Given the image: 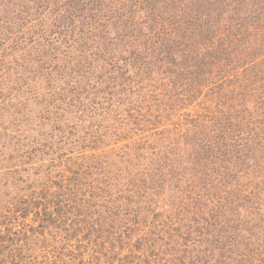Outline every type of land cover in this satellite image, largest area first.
<instances>
[{
    "label": "rangeland",
    "instance_id": "1",
    "mask_svg": "<svg viewBox=\"0 0 264 264\" xmlns=\"http://www.w3.org/2000/svg\"><path fill=\"white\" fill-rule=\"evenodd\" d=\"M129 2L118 1L117 14H127L121 21L110 15L96 30L101 45L93 44L97 55L84 87L95 105L64 81L77 75L75 56L45 63L42 47L29 42L41 35L56 40L51 21L30 11L26 36L17 34L20 47L3 68L17 104L7 103L5 90L0 113L10 107V116L0 118V131L15 136L9 146L18 164L29 163L20 154L28 155L31 142L32 150L43 148L30 154V163L42 167L39 174L33 167L0 172V264H264V0H233L232 7L197 0L187 40L166 20L157 22L146 1L131 12ZM249 21L253 29L240 32L237 26ZM194 39L204 48L223 40L221 58L234 51L238 58L225 62L221 75L209 69L188 97L179 94L191 82L179 80L199 70L189 60L212 53ZM103 41H110L106 49ZM50 88L84 111L75 118L79 112L68 106L74 113L66 116L72 125L63 139L41 119L60 102V95L50 100ZM138 144L154 152L133 176L126 174V154L135 162ZM74 160L93 169L73 175ZM51 173L57 181H47Z\"/></svg>",
    "mask_w": 264,
    "mask_h": 264
},
{
    "label": "trees",
    "instance_id": "2",
    "mask_svg": "<svg viewBox=\"0 0 264 264\" xmlns=\"http://www.w3.org/2000/svg\"><path fill=\"white\" fill-rule=\"evenodd\" d=\"M118 1L119 0H0V63L2 62V64H0V98H1V101H4L5 98L7 97L6 95H3V93H5V90H7L10 92V96H11V98L7 101V103L14 102L15 104H17V102H15V100H13L12 98V93H13L12 87L8 85L10 84L8 82L9 76L5 74L6 69L3 71V68L5 65V62L9 60L8 53L12 54L13 50H17L20 47V46H16V42L18 41V38H17L18 32L21 35L26 36L25 34H22V29H24L25 27H27L28 29V26L25 22L30 20V16H29L30 11H33L32 13L37 14L39 18L44 19L45 21L47 19L51 21L49 24V29H48L49 33L55 36L57 35V38L54 41H50V40L45 41L43 40L42 35H41L42 38H32L29 41L31 44L34 42L36 49H38L39 46L42 47L38 49L40 56H42L43 58L42 62H45V63L51 62V61L61 62L63 60L65 62L67 61L66 58L75 56V58L79 62L76 63L75 68L73 67L74 70H72V72L77 73V75H74L72 78L76 77V79L72 81V84H70V80L72 78H70V80L68 79L64 81H69L68 83L69 86H71L72 90H75L78 93L77 94L78 96L81 97L85 93L86 94L85 98H88L90 100L92 98V94L86 93L84 91V87L87 85H90V81H88L87 74L91 67L90 62L93 63L97 55V54L92 55L93 48L95 47L93 44L96 43L99 47L101 45V44H98V42L96 41V30L108 22L110 15L117 16L118 17L117 21H121V19L127 15V14L125 15V14H119V13L117 14ZM144 1H146L144 8L149 7L151 8L153 12L156 11L157 22H160V23L162 22L161 24H163L164 23L163 20H166V23L170 24L169 26L171 27V32H173L174 34H178L180 37H183L184 40L188 39L187 38L189 37L188 30L194 29L193 28L194 22L191 21V13H192L194 4L197 2V0H163V1L158 0L157 4H154V5H152L153 0H130V2L128 3V10L131 12L137 4H142ZM205 1L206 0H200V3H204ZM221 2L222 4L226 2L225 5H228L230 7H232V4H233L232 3L233 0H221ZM207 5L209 6L210 3L209 4L207 3ZM123 8H124V3H123ZM200 8H204V7H200ZM22 9H24L25 16L21 18ZM56 10H58V13H55ZM122 11L124 10L122 9ZM159 11L161 12V14L158 16ZM256 17L258 18H255V19H258L259 21L262 20V18H260L259 12H257ZM104 18H105V21L101 23L102 19ZM210 18H214V16H211ZM218 19L221 20V17H219ZM20 20L24 22L21 23L20 26L18 27L16 23L20 22ZM213 21H214L213 23H215L214 24L215 26H219L218 24L219 22H216L215 19H213ZM204 27H206V23ZM237 28L240 32H249L250 30L253 29L252 21L245 22L239 27L237 26ZM202 30H203L202 27L199 28V31H202ZM217 35L220 36L221 34H217ZM118 36L120 39L121 36L120 35ZM78 38H80V41L78 40ZM221 38H222V35H221ZM194 40H198V39H194ZM198 41L201 44L203 51L205 52L208 51L207 53L209 54L210 50H212V53L210 54L209 57H207V55L205 54L204 56L205 58L202 57L201 59L194 58L192 60H189V62L195 65V67L193 68V71H197L198 69L199 70L197 74L191 75V74L186 73L183 76H181L182 78H180L179 80L180 84H182V82H185L186 80L187 82H191V83L187 85L188 89L184 91L183 93L180 90L179 95L183 94L188 97L194 96L197 86H200V81L204 80L205 76L208 75L209 69H211V71L214 72L215 74H217L218 72L221 75V71H222L221 66L226 62L227 63L226 65L228 67L233 59L235 61L238 58V57H235V53H236L235 51L231 53L233 58H231L230 60H225V57L221 58V51H219V49H220V46L222 45L223 40L219 41L218 45L216 46L213 45L212 48L211 46H205L204 48L203 43L200 40ZM40 42H42V45L40 44ZM109 42L103 41L102 48L106 49ZM230 43L232 47L233 45L232 39ZM48 54H49L48 58L43 57L44 55H48ZM233 76L235 75L233 74ZM109 79L111 80L114 79L112 73L109 75ZM221 82H222L221 79H220V83L217 81L218 84H221ZM48 90L49 92H47L48 93L47 95L48 97H50V100L53 97L54 99H56V96L60 95L59 91L56 92L57 88H50ZM132 91H133V88L132 90H130V93ZM102 97L103 96L101 95V98ZM64 99L66 98L63 95H60V102H56V104L53 103L52 107L46 108L45 110L46 113H44L41 117V119L43 118V120L44 119L48 120L49 126L50 125L52 126L53 133L58 135L62 139L64 135L66 134L65 129L68 126L72 125L70 124L71 120H68L66 116L68 114L72 115L74 111L71 112L68 106L74 107L76 111L79 112L77 113L78 116H76L77 114L76 115L73 114L75 118H79V115H81L84 112L80 108V102L71 104L68 101L65 102ZM78 99L80 98L78 97ZM92 100L93 99H91L90 101ZM182 100H183V96H181V98L179 99V103H181ZM33 101L34 103H36L35 100ZM98 101L99 100L97 101L93 100L91 104L95 105L96 103H98ZM6 106L8 105L6 104ZM20 106H22V104H20ZM24 107H26V105L23 107H20L19 110H24ZM9 108L10 107H8L7 109L6 107L7 112H5V114L0 113V118H2V116H5V117L10 116L8 114ZM152 108L153 106L147 107V109H152ZM143 113L144 112L140 113L142 114L141 117L143 116ZM32 127L33 126L29 128H32ZM0 128H2L1 125H0ZM11 135L12 133L9 134L8 128L6 129V127L4 128L3 131H0V172L2 170L3 172L4 171L5 172L14 171L13 174H15V173L20 172L17 170H24L25 168L33 167V169L37 172V174H39L37 168L42 167V166H39V164L37 163L35 164V166L34 164H31L30 158L33 157L34 155H30V154L31 152L34 153L33 151H37V153L41 154L39 151H41L43 148H40V150H32L33 143L31 142L32 146H31V150L28 151V155L20 154V158L22 159L24 156L26 159H28L29 163L23 162L22 164H18V162H16V154H17L16 148H12L13 149L12 150L10 147L11 144L9 142V136L15 137ZM141 137L145 139V136L143 134H141ZM45 138H49V137L47 136ZM50 138H52L51 134H50ZM40 145H42V143H40ZM137 150H139L140 153L136 154L135 159L136 160L138 159L140 161H136V160L135 162L131 161L129 158H127L128 154H126V160H127L126 167H125L127 169L126 174H130L134 176L135 175L134 173L141 171L140 169L141 166L143 168L144 160L145 159L147 160L153 157L154 151H151L152 149L148 145L144 146L142 144H138ZM146 151H147V155L144 154L146 153ZM42 156L43 157L45 156L46 158L50 157L48 154L42 155ZM86 157L87 156H84V157L81 156V158H86ZM73 164H74L73 175L75 173L84 172V170H87V169L88 170L93 169L92 165L86 161L84 163L77 164V162L74 160ZM118 169L119 168L114 163L113 170H118ZM57 173H51L47 175L46 176L47 181H49V179H54L55 181H57L58 179V176H56ZM118 173L121 174V170H118ZM2 176H3V179H5L6 176H9V174L5 173ZM3 182H6V181H3ZM168 183H170L172 187H177L178 189L180 188L178 187V185L174 183L173 184L171 182H168ZM11 186H12L13 191H17V192L23 191L22 184H11ZM11 186H10V189H11ZM2 190H6V188H3ZM20 199L27 200V198L24 196H20ZM149 213L153 214V212H151L150 210H149ZM23 215L27 216V212L23 213ZM154 215L155 214H153V216Z\"/></svg>",
    "mask_w": 264,
    "mask_h": 264
}]
</instances>
